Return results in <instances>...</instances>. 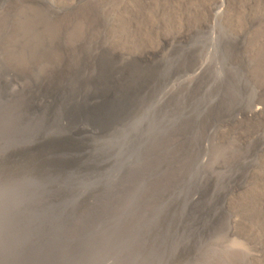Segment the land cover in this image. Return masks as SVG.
Segmentation results:
<instances>
[{
  "label": "rangeland",
  "instance_id": "374dc122",
  "mask_svg": "<svg viewBox=\"0 0 264 264\" xmlns=\"http://www.w3.org/2000/svg\"><path fill=\"white\" fill-rule=\"evenodd\" d=\"M28 1L0 0L6 3L0 8V19L9 4L15 8L9 17L18 29L7 36L8 41L18 39L23 31L33 47L44 33L53 34L56 28L69 25L70 17L56 22L55 27L54 20L48 23L37 11H24ZM51 1L63 6L80 4L78 31L86 25L85 8L102 5L100 15L113 18L106 35L111 49L146 57L162 38H188L190 31L213 25L204 50L205 59L212 62V79L219 86L235 85L234 90L247 85V90L237 109L239 118L233 122L230 115L219 123L210 160L224 159L225 150L232 147V157L249 148L253 156L243 169V178L231 185L222 220L198 231H191L184 220L188 211L182 207V194L188 188L177 192L179 201L163 195L169 185L163 177L168 169L161 171L147 157V139L127 138L113 151L116 160L88 181L65 183L54 177H37V168L47 160L51 147L1 158L0 264H264V110L253 113L256 105L264 107L258 98L264 88V0H224L216 16L211 8L221 0ZM230 38H240L243 60L229 49ZM6 46L0 45V50H8ZM19 61L21 65L22 59ZM7 114L1 104L0 138L4 143L0 146L18 144L28 131L15 126L18 123ZM193 184V180L188 183ZM89 188L91 193L85 195ZM182 241L190 247L183 248Z\"/></svg>",
  "mask_w": 264,
  "mask_h": 264
},
{
  "label": "bare ground",
  "instance_id": "6f19581e",
  "mask_svg": "<svg viewBox=\"0 0 264 264\" xmlns=\"http://www.w3.org/2000/svg\"><path fill=\"white\" fill-rule=\"evenodd\" d=\"M78 5L63 6L51 0L24 3V11H37L48 23L54 20L55 27L63 18L71 19L69 25L56 28L53 34L44 33L33 47L28 45L23 31L18 39L7 40L18 26L15 28L9 17L15 9L13 4L6 7L0 19V45L8 46V50H0V105L9 111L10 120L18 123L15 126L28 131L18 144L0 146V159L20 151L51 147L47 160L37 168V177H54L65 183L88 181L116 160L113 151L127 138L147 139V157L161 171L168 169L163 177L169 185L163 195L179 201L177 192L188 188L182 194V207L188 211L184 220L189 229L198 231L202 226L219 223L224 202L233 191L231 185L243 178V169L253 153L249 148L232 157V147L225 150L224 159L210 160L215 147L212 138L219 123L230 115L233 122L239 118L241 113L237 111L247 90V85L234 90L235 85L219 86L212 79V62L205 59L204 50L213 25L190 31L188 38H162L146 57L111 49L106 35L113 18L100 15L102 5L85 8L86 25L78 31ZM223 5L224 0L212 5L215 16ZM3 6L6 3H0L1 10ZM231 40L229 49L241 58L240 38ZM20 49L30 50L24 54ZM19 59L23 61L21 65L17 63ZM258 98L263 104L264 88ZM263 110V106L256 105L253 113ZM192 180L195 184L188 185ZM181 244L185 249L190 247L187 241Z\"/></svg>",
  "mask_w": 264,
  "mask_h": 264
}]
</instances>
